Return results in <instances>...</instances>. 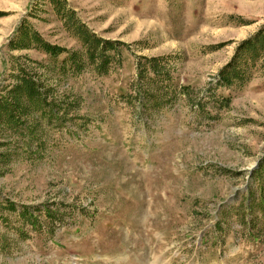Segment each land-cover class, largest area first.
Listing matches in <instances>:
<instances>
[{
    "label": "rangeland",
    "instance_id": "374dc122",
    "mask_svg": "<svg viewBox=\"0 0 264 264\" xmlns=\"http://www.w3.org/2000/svg\"><path fill=\"white\" fill-rule=\"evenodd\" d=\"M55 1L0 0V264H264V0Z\"/></svg>",
    "mask_w": 264,
    "mask_h": 264
},
{
    "label": "trees",
    "instance_id": "16d2710c",
    "mask_svg": "<svg viewBox=\"0 0 264 264\" xmlns=\"http://www.w3.org/2000/svg\"><path fill=\"white\" fill-rule=\"evenodd\" d=\"M52 3L58 4L55 0H52ZM68 19V18H67ZM66 19V21H67ZM79 26L78 37L84 43H90L91 47H93L95 51L100 50L104 51L112 48V44L107 41H101L94 34L84 29L82 25ZM75 27V26H74ZM9 47L11 48H35L45 54L51 55L53 57H57L61 53L64 52L62 48L56 46L54 44H50L43 40L36 32L29 31L28 29H22L18 36V40L10 41ZM236 57H234V65L232 63L227 64L220 71L221 82L224 86H229L231 84V80L233 78L239 77V70L237 68V59L240 55H243L246 60L256 61L260 53L264 56V27L261 28L256 34L248 39L244 40L236 50ZM93 54L92 50L89 52V56ZM74 57L75 55L69 54L66 57ZM65 61V58H64ZM262 66H264V58L262 59ZM20 71H24V69H20ZM38 82L25 75V71L23 76H19V80L14 83L10 89L7 91L6 95L9 100L0 101V118L10 119L12 117L11 108L15 110H19L21 112H25L27 110L26 103H35L42 99L41 92L38 88ZM10 103L12 106H8ZM264 168V163L259 166L254 172V175L260 176L262 173V169ZM264 202V200L262 199Z\"/></svg>",
    "mask_w": 264,
    "mask_h": 264
}]
</instances>
